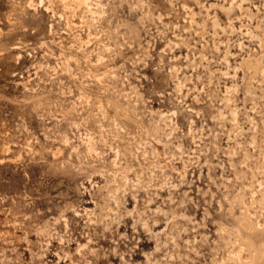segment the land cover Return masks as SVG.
<instances>
[{"label":"rangeland","instance_id":"obj_1","mask_svg":"<svg viewBox=\"0 0 264 264\" xmlns=\"http://www.w3.org/2000/svg\"><path fill=\"white\" fill-rule=\"evenodd\" d=\"M86 3L0 0V264H264V0Z\"/></svg>","mask_w":264,"mask_h":264},{"label":"bare ground","instance_id":"obj_2","mask_svg":"<svg viewBox=\"0 0 264 264\" xmlns=\"http://www.w3.org/2000/svg\"><path fill=\"white\" fill-rule=\"evenodd\" d=\"M73 1V3H75L76 4V6H81V5H85L86 7H89V6H87L88 4V2L86 3V1L87 0H72ZM95 3V2H94ZM98 3V2H97ZM100 4V3H99ZM98 5V4H97ZM78 8V7H77ZM90 8H88V10H89ZM90 12H91V10H90ZM103 12V11H102ZM92 13H93V11H92ZM91 13V14H92Z\"/></svg>","mask_w":264,"mask_h":264}]
</instances>
